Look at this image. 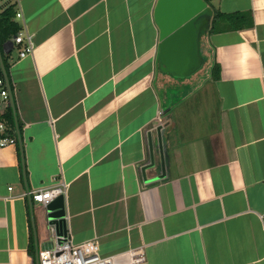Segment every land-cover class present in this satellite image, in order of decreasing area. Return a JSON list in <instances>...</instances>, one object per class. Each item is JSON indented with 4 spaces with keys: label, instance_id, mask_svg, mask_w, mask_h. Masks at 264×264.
I'll use <instances>...</instances> for the list:
<instances>
[{
    "label": "crops",
    "instance_id": "0c3cea01",
    "mask_svg": "<svg viewBox=\"0 0 264 264\" xmlns=\"http://www.w3.org/2000/svg\"><path fill=\"white\" fill-rule=\"evenodd\" d=\"M157 1L22 0L33 50L7 57L22 141L0 149V264H35L48 219L29 193L55 177L71 239L102 256L264 264V0H204L252 25L210 33L211 15L182 80L158 68Z\"/></svg>",
    "mask_w": 264,
    "mask_h": 264
},
{
    "label": "water",
    "instance_id": "95a60500",
    "mask_svg": "<svg viewBox=\"0 0 264 264\" xmlns=\"http://www.w3.org/2000/svg\"><path fill=\"white\" fill-rule=\"evenodd\" d=\"M212 10L204 0H158L154 9V19L159 28L158 68L173 79H187L205 64L201 53V36H206ZM11 46V42H8ZM0 48V70L8 87L9 104L12 110L17 142L21 147V136L17 122L14 100ZM10 51V49H8ZM31 203V197H29ZM47 219L62 223L65 214L63 198L57 197L46 207ZM48 212V213H47ZM32 222H33V217ZM34 233L35 230H33ZM50 247L47 241L45 248ZM35 264H38V250L35 248Z\"/></svg>",
    "mask_w": 264,
    "mask_h": 264
},
{
    "label": "built area",
    "instance_id": "2783aa9c",
    "mask_svg": "<svg viewBox=\"0 0 264 264\" xmlns=\"http://www.w3.org/2000/svg\"><path fill=\"white\" fill-rule=\"evenodd\" d=\"M22 0H2L0 12L12 5L14 15L12 20H21L22 29H20L9 41L5 43V50L12 51L18 49V57L22 58L33 50V43L30 35L25 30L23 24V14L21 11ZM11 42V46L7 44ZM8 108V90L3 77L0 76V149L15 145L17 137L15 128L5 117ZM67 183L62 177L53 178L50 185L39 187L29 193L31 200L37 204L46 207L57 197L63 198L65 206V197L67 193ZM11 189L10 187L8 188ZM48 213V212H47ZM263 219V215L260 216ZM48 241L50 247L44 248L38 252V264H139L145 261V255L141 247L130 248L117 254L102 256L99 253V245L96 239H87L75 243L69 235L67 226V216L64 214L62 223L57 224L53 219H48Z\"/></svg>",
    "mask_w": 264,
    "mask_h": 264
},
{
    "label": "trees",
    "instance_id": "16d2710c",
    "mask_svg": "<svg viewBox=\"0 0 264 264\" xmlns=\"http://www.w3.org/2000/svg\"><path fill=\"white\" fill-rule=\"evenodd\" d=\"M14 15V8L12 5L8 6L7 8L3 9L0 12V48L3 49V46L7 41H9L19 30L20 27L18 23L14 20H12ZM250 13L248 12H239V13H229V14H223L217 10L213 11L212 20H211V26L209 28V32H217L220 30H228L231 28V25L235 23H239V28L243 27L245 25V22L249 19ZM246 20V21H245ZM222 24V27L220 26ZM247 26L252 25V20L248 21L246 23ZM11 54L10 51H2V57L4 60V64L6 67V70H8V63H7V57ZM218 71L219 67L216 63L213 64L211 74L213 78H218ZM1 76V72H0ZM2 77V76H1ZM5 117L8 120V122L13 126L14 125V119L12 110L9 107L7 111L5 112Z\"/></svg>",
    "mask_w": 264,
    "mask_h": 264
},
{
    "label": "rangeland",
    "instance_id": "374dc122",
    "mask_svg": "<svg viewBox=\"0 0 264 264\" xmlns=\"http://www.w3.org/2000/svg\"><path fill=\"white\" fill-rule=\"evenodd\" d=\"M13 52H14V51H13ZM204 71H205V69H203V72H204ZM200 73H201V72H200ZM202 75H203V74H199L198 76H199V77H200V76L202 77ZM201 80H202V79H201ZM201 80H200V81H201Z\"/></svg>",
    "mask_w": 264,
    "mask_h": 264
}]
</instances>
